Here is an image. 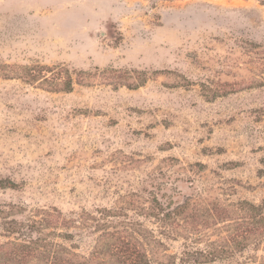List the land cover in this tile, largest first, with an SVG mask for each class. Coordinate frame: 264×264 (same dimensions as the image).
I'll return each mask as SVG.
<instances>
[{"label":"rangeland","instance_id":"374dc122","mask_svg":"<svg viewBox=\"0 0 264 264\" xmlns=\"http://www.w3.org/2000/svg\"><path fill=\"white\" fill-rule=\"evenodd\" d=\"M245 203L264 217V0H0V245L90 258L141 228L151 264H264Z\"/></svg>","mask_w":264,"mask_h":264},{"label":"trees","instance_id":"16d2710c","mask_svg":"<svg viewBox=\"0 0 264 264\" xmlns=\"http://www.w3.org/2000/svg\"><path fill=\"white\" fill-rule=\"evenodd\" d=\"M47 79H45L46 81ZM72 89V84L68 85ZM10 188L15 189V183H9ZM186 205H179L175 209H168L164 217L178 215L186 209ZM247 210L258 219L264 227V217L260 207L245 203ZM159 210V209H157ZM161 207L159 211H163ZM154 214V213H151ZM12 234H17V228L10 227ZM148 231L139 228L134 239L115 238L114 233L107 229L101 236V240L90 258L83 257L71 251L62 244L42 245L41 240L9 241L0 245V264H151L147 243L143 236ZM151 233H148L149 240ZM154 241V235L152 237ZM148 242V241H147Z\"/></svg>","mask_w":264,"mask_h":264}]
</instances>
